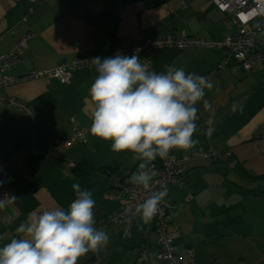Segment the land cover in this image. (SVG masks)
Here are the masks:
<instances>
[{
	"label": "crops",
	"instance_id": "crops-1",
	"mask_svg": "<svg viewBox=\"0 0 264 264\" xmlns=\"http://www.w3.org/2000/svg\"><path fill=\"white\" fill-rule=\"evenodd\" d=\"M212 2L0 0V32L10 24H17L14 34L6 35L0 42V51L9 50L13 43L28 36L27 48L14 69L16 75H25L34 68L55 67L66 58L91 59L89 66L73 71L68 83H61L57 78H30L2 88L4 94L32 108L33 114L11 104L0 109V199L6 198V194L17 197L12 205L0 210V247L22 235L17 234L16 228L26 221L30 213L41 214L56 207L67 210L76 197L72 186L69 188L65 185L67 181L73 182L77 178L81 189L90 190L93 194L94 227L105 231L109 237L106 246L95 253L89 251L78 259L77 264L85 261L86 264H103L107 261L118 264L114 260L121 258L125 264H133L139 253L137 246L143 243L144 237L149 240L144 249L147 260L151 257L149 250L159 249L151 222L145 224L141 217L133 221L128 239L122 237V223L103 225V216L119 204V201L105 197L108 188L105 170L113 168L120 174L129 173L131 177L138 171L139 161H132L133 153L130 151L113 152L111 140H103L90 132L94 105L89 89L98 75L92 59L97 56L101 60L110 57L108 53L112 46L124 38L142 41L149 37L179 33L180 30L203 37L205 41H221L230 33L225 32L229 18L220 15L221 11ZM223 51L220 46H192L156 49L151 53L149 70L162 73L167 70L165 66L183 68L186 73L206 77L213 84L212 89H205L203 100L196 105L197 128L192 138L199 142L186 151L172 149L170 153L181 157L194 149L213 152L228 148L234 153V157L224 158L209 166L200 160L205 161L203 156L193 155L188 164L191 169L189 182L186 181L182 188L170 185L164 200L171 203L173 212H179L181 216L178 221L173 219L174 228L181 226L176 245L182 250L192 246L197 263L200 253L201 264H228L230 261L211 263L212 253L206 249L197 251L202 245L200 240L197 245L191 241L181 243L183 237L191 240L188 238L191 229L185 227L184 222L195 216L204 226L208 224L232 232L234 225H240L244 222L243 216H248L251 221L241 235L253 241V244L257 243V253L248 262L258 264L264 260L261 249L264 240L258 239L263 235L264 219L261 216L259 219L252 211L236 215L231 212L245 200L253 203L264 200V190L258 194V186L264 184L257 185L239 172V164L256 173L264 172V143L262 146L256 142V138L264 135V63L252 70L242 67L233 70L232 63L236 61L231 58L229 64L219 68ZM205 100L210 105L208 109L204 107ZM234 104L236 110H233ZM75 127L85 129L87 137L84 140L63 148V154L44 155L49 151L51 142L71 135ZM74 145L77 148L75 160ZM65 156L70 158L68 162ZM81 160L93 165L89 172L90 183L87 182L90 186H86L74 170L68 169L70 161L78 163ZM206 175L209 178L204 177ZM200 176L203 178L199 179ZM235 182L240 184L236 189L232 188ZM249 184V187L256 188L255 194L246 191ZM189 191L193 193L192 197ZM233 199L238 201L234 203ZM120 202L122 204L124 201L120 199ZM206 218H210V221H204ZM200 230L211 229L200 227ZM240 241L244 242L231 245L229 250L236 255L246 256L252 244L241 237ZM236 258L234 256L232 260ZM154 259L150 260L154 262Z\"/></svg>",
	"mask_w": 264,
	"mask_h": 264
},
{
	"label": "clouds",
	"instance_id": "clouds-1",
	"mask_svg": "<svg viewBox=\"0 0 264 264\" xmlns=\"http://www.w3.org/2000/svg\"><path fill=\"white\" fill-rule=\"evenodd\" d=\"M254 3L258 14L264 15V0H254ZM92 62L98 75L89 89L94 105L90 132L103 140H111L113 152L133 153L132 161H139V164L130 183L149 189L157 175L154 168L149 167L151 162L157 157L168 158L172 149L186 151L199 142L192 138L197 128L196 105L203 100L205 89H212L213 84L206 77L186 73L183 68L165 66L166 72L151 71L135 53L132 56L117 53L103 60L95 57ZM204 107H210L206 100ZM236 107L234 104L233 110ZM240 108L242 110V106ZM108 170L116 171L113 168L105 171L109 173ZM109 177L105 176L108 185ZM72 188L76 198L67 210L56 207L27 216L16 228L17 234L22 235L0 247V264H77L81 256L107 245V233L94 227L92 192L82 190L78 183ZM113 191L115 196L111 197ZM120 194L110 185L105 197L117 201ZM167 194L166 188L152 192L136 206L135 214L143 223L151 222ZM5 197L0 199V210L17 200L15 195L6 194ZM124 198L127 199L121 195L120 199ZM117 209L116 206L103 216V225L122 223L121 234L127 238L125 223L110 219ZM145 247L146 242L137 246L139 253L133 264L141 252L145 254Z\"/></svg>",
	"mask_w": 264,
	"mask_h": 264
},
{
	"label": "built area",
	"instance_id": "built-area-1",
	"mask_svg": "<svg viewBox=\"0 0 264 264\" xmlns=\"http://www.w3.org/2000/svg\"><path fill=\"white\" fill-rule=\"evenodd\" d=\"M216 7L226 13L229 21L234 24L235 31L228 33L221 41L206 40L203 37L192 35L186 31H181L167 36L149 37L142 41L133 38H124L121 42L114 44L108 53L114 57L117 53L132 56L134 53L140 57L142 63L150 68V56L152 51L168 47L186 48L192 46H220L224 49V54L218 64L219 68L225 67L234 59L232 63L233 70L239 67L245 70H252L260 63L264 62V15L258 14V9L254 0H212ZM16 25L10 24L5 30L0 32V42L8 34L15 31ZM28 36L22 37L19 41L13 43L9 50L0 51V108L5 104H12L19 107L26 113L33 114L32 108L28 107L22 101L15 97L7 96L2 88L30 78H57L61 83H68L77 68H84L90 65L91 59L88 57L63 59L55 67L45 69H32L25 75H16L14 69L18 66L25 48H27ZM99 57V56H97ZM74 121V118H72ZM85 129L75 127L73 136L62 142L61 145L69 146L75 139L84 140ZM260 141L264 143V135L260 136ZM193 155H201L211 162L215 157H222L220 151L213 153L198 149L181 157L169 156L165 161V166L156 169L157 175L153 177L149 189L128 183L129 177L119 178L115 174L109 177V184L118 189L121 195L127 197L131 194L135 201L132 205H121L111 216L113 221H123L125 223L124 235H129L133 219L137 216L135 208L142 204L152 192H158L167 189L174 182L176 175L182 171V165L186 164ZM115 196L113 191L110 195ZM157 221L159 233V251L157 253V264L164 260L168 264H196V253L192 247H187L183 252L178 251V246L174 240L179 233L170 231V213L169 204L163 200L158 208L157 214L153 217ZM146 258V254L140 253L136 264H141ZM259 264H264L261 260Z\"/></svg>",
	"mask_w": 264,
	"mask_h": 264
},
{
	"label": "rangeland",
	"instance_id": "rangeland-1",
	"mask_svg": "<svg viewBox=\"0 0 264 264\" xmlns=\"http://www.w3.org/2000/svg\"><path fill=\"white\" fill-rule=\"evenodd\" d=\"M220 13H221L220 15H222L223 17H227V15H225L226 13H224L222 11ZM227 22H228V27H226L225 32H233V31H235V27H234L233 22L231 20H230V22H229V20ZM13 34H11V35H13ZM242 73L243 72H241L240 74H242ZM72 148H73V150H76L75 158H74V160H75L77 158L76 145H74ZM62 150L63 149L56 150L55 153H54L55 156H57L59 153L63 154ZM205 150H208L210 152L209 149H205ZM65 158H66V162H68V160H70V158H67L66 156H65ZM200 160H202L203 164L206 163L203 159H200ZM253 165H256V164H253ZM204 177L209 178L208 175H206ZM200 178H203V177L200 176L199 179ZM74 180L75 181H73V182L67 181L65 186L70 188L74 183L80 184V182H79V180L77 178L74 179ZM59 184H61L60 181H59ZM239 185H240L239 183L235 182V184H234V186L232 188L236 189L237 186H239ZM249 186H251V185L249 184L247 186L248 188L246 189V191L248 193L255 194L256 188L249 187ZM262 187H263L262 189H264V185H262ZM233 200H234V203L238 201L236 199H233ZM250 211L256 213V215H257V217L259 219H260V216L264 219V200H260V201H257L255 203H253L250 200H245L241 204H239L236 207H234V209H233V211L231 213L233 215H236L237 213H240V212L250 213ZM173 213H174L173 214V219L175 221L180 220V218H181L180 213L176 212V211H174ZM243 220H244L243 223H240V225H234V228H233L234 230H232V232H229V231H226L224 228H217L216 226L211 227L208 224L204 226V223L202 221L200 222L198 217L192 216V218L189 221H185L184 222L185 227H189L191 229L192 233L188 237L191 240H185L184 237H183V238L180 239V242L183 243L185 241H191L193 243V245H197L199 243L198 240H200L202 245L199 246L197 251H201L202 249H206V251H209L210 253H212L211 263L218 260L220 263L230 261V262H228V264H239V263L240 264L241 263H243V264H251L248 261H249V259H252V257H254L256 255V253H257L256 244L257 243L255 242L253 244V241H250L249 239H247L246 237H243V235H241L244 231H246L248 229V223H249V221H251L248 216H243ZM204 221H210V218H206V220H204ZM182 222H183V220H182ZM262 224H263V235L261 237H259L258 239L263 238V240H264V223L262 222ZM200 227L201 228L202 227L203 228H210L211 230H202L201 231ZM250 234H251V232H250ZM240 237L245 239V242H249V243L252 244V246H250V248L247 250V252H246L247 255L246 256L236 255V254L232 253L231 250H229V249H231L230 248L231 245H235V244L239 245V243H243L244 242V241H240ZM236 239H238V241ZM153 242H154V238H153ZM261 249H262V251L264 253V246ZM158 251H159V249L158 250H155V249L149 250L148 254L151 255V257L148 260H146L143 264H157L156 257H157ZM234 256H236L237 258L232 260V257H234ZM153 258H155L154 262H152L150 260V259H153ZM197 260H198L197 264H201V255H200L199 252H198ZM118 264H125L122 258L118 260ZM161 264H167V261L164 260Z\"/></svg>",
	"mask_w": 264,
	"mask_h": 264
},
{
	"label": "trees",
	"instance_id": "trees-1",
	"mask_svg": "<svg viewBox=\"0 0 264 264\" xmlns=\"http://www.w3.org/2000/svg\"><path fill=\"white\" fill-rule=\"evenodd\" d=\"M16 25V27H17V24H15ZM8 27V26H7ZM6 27V28H7ZM5 28V29H6ZM15 31H16V29H15ZM14 31V32H15ZM13 32V33H14ZM12 34V33H11ZM73 136V133L71 134V135H69V136H67V137H60V138H57L56 140H54L53 142H51V145H50V148H49V151H47V152H45L44 153V155L46 156V157H50V156H53V155H55L54 153H55V151L56 150H61V149H63V148H69L72 144H74L75 142H81L82 140L81 139H75L74 141H71V144L69 145V146H63V145H61L62 144V142H64V141H66V140H68V139H70L71 137ZM86 137H87V134H86ZM256 142H258L260 145H263L262 143L263 142H261L260 141V138H256ZM232 149H230V148H228V149H226V150H221L220 151V153L222 154L221 156L222 157H215L214 158V160H211V162L209 161V160H207V158H205L204 156V158H205V165L206 166H209V165H212V163H216L217 161H220V160H222L223 161V159L224 158H227V157H229V158H231V157H234V153H233V151H231ZM34 151L36 152V150H35V148H34ZM211 151V150H210ZM212 152V151H211ZM216 152H218V151H213V153H216ZM186 154H188V153H190L189 151L188 152H185ZM185 154H183L181 157H183ZM169 156H175L176 158H181V157H178V156H176L175 154H172V153H169ZM168 156V157H169ZM201 156V155H200ZM167 159V158H166ZM166 159H161V158H159V157H157L153 162H151V164L149 165V166H153L154 165V167L156 168V169H161V168H163L164 166H165V161H166ZM191 159V158H190ZM190 159H189V161L188 162H186V164L184 163V164H181L182 165V171L179 173V175H176V177H175V180H174V182H172L170 185H172V184H174V185H177V186H179V187H184L185 185H186V181L187 182H189V174L188 173H190L189 171L191 170V169H189V163H190ZM75 163H76V166H75ZM67 166H68V169L69 170H74V173L76 174V175H78V178L80 179V180H82V182L86 185V186H90L91 184H88V183H90L89 182V172H90V169H91V167L93 166L92 164H90V162L89 161H84V160H81V161H78V163L77 162H74V161H70L68 164H67ZM239 172H240V175H242L244 178H246L247 180H249V181H253V183H256L257 185H261L262 183H264L263 181H264V172H261V173H256V172H253L251 169H247V168H245L244 166H242L241 164H239ZM109 171V173H107L106 171L104 172L105 173V176H110V174H112L113 172H114V170H108ZM115 173V175L116 176H118L119 178H124V177H129V180H128V183H130V174L129 173H127V174H125V173H123V174H120V173H118L117 171H115L114 172ZM107 180L108 179H106L105 180V182H107ZM88 182V183H87ZM130 184H132V183H130ZM170 185L168 186V188L170 189ZM110 187V185H108V188ZM255 187H257V186H255ZM259 187V189H260V191L258 192V194H261V192L264 190V189H262V187H260V186H258ZM108 188H107V190H108ZM167 188V189H168ZM190 192V194H189V196L190 197H192L193 196V193L191 192V191H189ZM120 198H121V194H120V196H119V198H118V200L117 201H119V204H117V207L119 208L120 206H121V202H120ZM262 199H264V196H262ZM124 202L122 203L123 205H126V206H130V205H132L133 203H134V201H135V198L131 195V194H127V199L125 200H123ZM168 204H169V213H170V217H171V219H170V231H174V232H178L179 233V235H178V237L176 238V239H178L179 238V236H180V232H179V229L181 230V226H179V225H176L175 226V228L173 227L174 226V222H173V208H172V205H171V203H169V202H167ZM138 218H140V216L139 215H137L135 218H134V220H136V219H138ZM151 224H152V229H153V231H155V233H156V235H157V238L159 239V233H158V224H157V221L155 220V219H152L151 220ZM130 233H129V235H128V237L126 238H124V239H128L130 236H131V228H130ZM144 240L142 241V242H146V243H148V239L147 238H143ZM175 239V240H176ZM146 240V241H145ZM175 240H174V243H175ZM159 242V241H158ZM176 244V243H175ZM121 245H123L122 243H121ZM139 246V245H138ZM188 247H192V246H188ZM187 248V247H186ZM186 248H184L183 250L182 249H180L179 247H178V251H181V252H183ZM193 248V247H192ZM145 251V250H144ZM146 254V253H145ZM147 258H148V256L146 255V258H145V260L141 263V264H143L146 260H147ZM112 259V258H111ZM110 259V260H111ZM119 259H117V260H114L115 262H117ZM87 263V261H85L83 264H86ZM103 264H111V262L110 261H107V262H105V263H103ZM167 264H168V262H167Z\"/></svg>",
	"mask_w": 264,
	"mask_h": 264
}]
</instances>
